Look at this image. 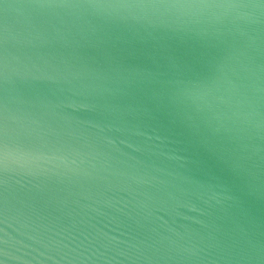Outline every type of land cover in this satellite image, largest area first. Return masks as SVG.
Masks as SVG:
<instances>
[{
	"label": "water",
	"instance_id": "95a60500",
	"mask_svg": "<svg viewBox=\"0 0 264 264\" xmlns=\"http://www.w3.org/2000/svg\"><path fill=\"white\" fill-rule=\"evenodd\" d=\"M0 264H264V0H0Z\"/></svg>",
	"mask_w": 264,
	"mask_h": 264
}]
</instances>
